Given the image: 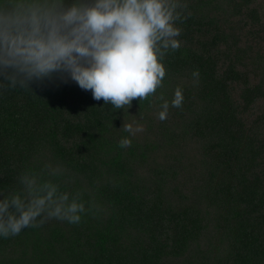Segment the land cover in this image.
<instances>
[{
	"label": "trees",
	"instance_id": "obj_1",
	"mask_svg": "<svg viewBox=\"0 0 264 264\" xmlns=\"http://www.w3.org/2000/svg\"><path fill=\"white\" fill-rule=\"evenodd\" d=\"M181 2L146 100L115 109L59 72L0 92V200L29 172L86 208L0 236V264H264V0Z\"/></svg>",
	"mask_w": 264,
	"mask_h": 264
},
{
	"label": "clouds",
	"instance_id": "obj_2",
	"mask_svg": "<svg viewBox=\"0 0 264 264\" xmlns=\"http://www.w3.org/2000/svg\"><path fill=\"white\" fill-rule=\"evenodd\" d=\"M181 0H4L0 4V92L31 89L30 82L68 73L93 98L115 109L146 100L162 87L163 64L169 50L180 47L177 39L183 10ZM198 82V70L193 72ZM163 100V96L160 97ZM180 87L171 106L180 108ZM158 118H167L169 103ZM130 135L143 127L124 124ZM131 139L119 141L121 148ZM49 169L57 176L62 170ZM20 191L0 200V236H17L24 228L42 226L55 218L78 224L86 211L81 194L60 192L59 185L25 172Z\"/></svg>",
	"mask_w": 264,
	"mask_h": 264
}]
</instances>
